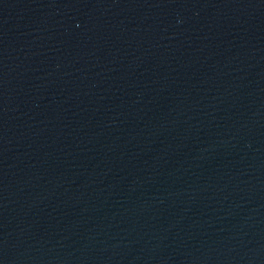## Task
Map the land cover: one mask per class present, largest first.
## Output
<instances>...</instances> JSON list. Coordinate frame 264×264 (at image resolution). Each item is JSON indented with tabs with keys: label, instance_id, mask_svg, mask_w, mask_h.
I'll list each match as a JSON object with an SVG mask.
<instances>
[{
	"label": "water",
	"instance_id": "95a60500",
	"mask_svg": "<svg viewBox=\"0 0 264 264\" xmlns=\"http://www.w3.org/2000/svg\"><path fill=\"white\" fill-rule=\"evenodd\" d=\"M0 264H264V0H0Z\"/></svg>",
	"mask_w": 264,
	"mask_h": 264
}]
</instances>
